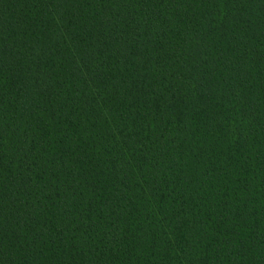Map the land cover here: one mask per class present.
Here are the masks:
<instances>
[{
    "label": "trees",
    "instance_id": "obj_1",
    "mask_svg": "<svg viewBox=\"0 0 264 264\" xmlns=\"http://www.w3.org/2000/svg\"><path fill=\"white\" fill-rule=\"evenodd\" d=\"M0 264H264V0H0Z\"/></svg>",
    "mask_w": 264,
    "mask_h": 264
}]
</instances>
